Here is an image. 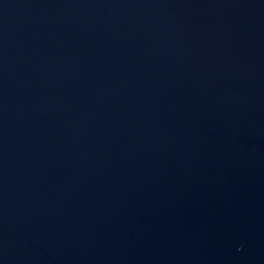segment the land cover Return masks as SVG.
I'll return each instance as SVG.
<instances>
[{
    "label": "water",
    "instance_id": "water-1",
    "mask_svg": "<svg viewBox=\"0 0 264 264\" xmlns=\"http://www.w3.org/2000/svg\"><path fill=\"white\" fill-rule=\"evenodd\" d=\"M0 264H264V0H0Z\"/></svg>",
    "mask_w": 264,
    "mask_h": 264
}]
</instances>
